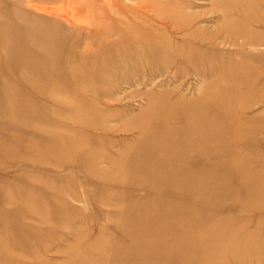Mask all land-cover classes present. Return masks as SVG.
<instances>
[{
    "label": "rangeland",
    "instance_id": "rangeland-1",
    "mask_svg": "<svg viewBox=\"0 0 264 264\" xmlns=\"http://www.w3.org/2000/svg\"><path fill=\"white\" fill-rule=\"evenodd\" d=\"M0 264H264V0H0Z\"/></svg>",
    "mask_w": 264,
    "mask_h": 264
},
{
    "label": "bare ground",
    "instance_id": "bare-ground-1",
    "mask_svg": "<svg viewBox=\"0 0 264 264\" xmlns=\"http://www.w3.org/2000/svg\"><path fill=\"white\" fill-rule=\"evenodd\" d=\"M58 9V8H57ZM70 15V14H69ZM74 18V17H73ZM185 28H187V27H185ZM240 84V83H239Z\"/></svg>",
    "mask_w": 264,
    "mask_h": 264
}]
</instances>
